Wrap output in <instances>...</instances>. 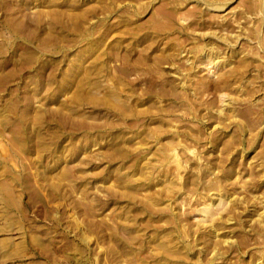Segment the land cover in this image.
<instances>
[{
	"label": "rangeland",
	"instance_id": "374dc122",
	"mask_svg": "<svg viewBox=\"0 0 264 264\" xmlns=\"http://www.w3.org/2000/svg\"><path fill=\"white\" fill-rule=\"evenodd\" d=\"M0 264H264V0H0Z\"/></svg>",
	"mask_w": 264,
	"mask_h": 264
},
{
	"label": "bare ground",
	"instance_id": "6f19581e",
	"mask_svg": "<svg viewBox=\"0 0 264 264\" xmlns=\"http://www.w3.org/2000/svg\"><path fill=\"white\" fill-rule=\"evenodd\" d=\"M211 70V69H210Z\"/></svg>",
	"mask_w": 264,
	"mask_h": 264
}]
</instances>
